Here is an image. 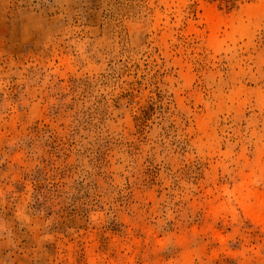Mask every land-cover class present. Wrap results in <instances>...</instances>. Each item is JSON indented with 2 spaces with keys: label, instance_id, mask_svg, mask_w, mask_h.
Returning <instances> with one entry per match:
<instances>
[{
  "label": "rangeland",
  "instance_id": "374dc122",
  "mask_svg": "<svg viewBox=\"0 0 264 264\" xmlns=\"http://www.w3.org/2000/svg\"><path fill=\"white\" fill-rule=\"evenodd\" d=\"M255 194L264 0H0V264H264Z\"/></svg>",
  "mask_w": 264,
  "mask_h": 264
},
{
  "label": "bare ground",
  "instance_id": "6f19581e",
  "mask_svg": "<svg viewBox=\"0 0 264 264\" xmlns=\"http://www.w3.org/2000/svg\"><path fill=\"white\" fill-rule=\"evenodd\" d=\"M208 23L213 29L218 28V19L214 16L209 17ZM255 204L251 206V212L258 218L264 219V199L260 194H255Z\"/></svg>",
  "mask_w": 264,
  "mask_h": 264
}]
</instances>
